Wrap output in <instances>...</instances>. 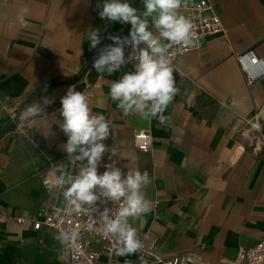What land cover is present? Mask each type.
I'll use <instances>...</instances> for the list:
<instances>
[{"label": "crops", "instance_id": "crops-1", "mask_svg": "<svg viewBox=\"0 0 264 264\" xmlns=\"http://www.w3.org/2000/svg\"><path fill=\"white\" fill-rule=\"evenodd\" d=\"M209 1L224 32L207 36L202 47L171 64L178 92L165 110L166 124L125 115L108 98L112 81L134 71V63L111 76L92 67L99 49L112 43L107 37L128 36L129 24L108 21L75 90L88 96L91 114H102L110 123L103 141L110 151L103 154L98 174L113 161L124 173L139 169L149 174L151 183L143 192L151 211L131 221L143 246L158 238L156 250L163 259L192 251L195 264H229L239 247L264 238V144L258 151L245 147L231 161L246 122L256 115L264 124V0ZM128 2L143 11L142 0ZM22 9L27 10L24 26L18 22ZM96 10L93 0H0V128L26 104L58 88L52 85L83 69L86 32L97 28ZM250 51L258 63L244 60L256 76L248 84L239 57ZM58 96L45 115L26 120L25 133L15 127L0 137V264H67L66 247L54 239L56 233L32 226L42 204L63 202L57 190L47 195L42 187L48 162L69 170L82 163L67 159L61 147L67 136L59 127ZM134 130H149V152L134 148ZM92 245L101 244L93 239ZM115 257L135 264L137 255Z\"/></svg>", "mask_w": 264, "mask_h": 264}, {"label": "clouds", "instance_id": "clouds-1", "mask_svg": "<svg viewBox=\"0 0 264 264\" xmlns=\"http://www.w3.org/2000/svg\"><path fill=\"white\" fill-rule=\"evenodd\" d=\"M182 3L183 0H142L141 12L128 0H103L98 13L101 19L129 24L130 31L125 37L109 35L107 39L112 43L99 49L92 67L98 74L111 76L126 63H134V71L124 72L112 81L109 88L108 98L117 102V108L123 114H139L146 120L157 118L162 125L168 122L164 113L178 89L166 53L173 45L193 48L198 42L190 20L179 14ZM26 11L22 9L18 17L21 26L27 23ZM151 29H155L158 35ZM86 39L91 50L101 44L103 36L99 29L90 28ZM126 48L129 49L127 55ZM88 100L83 92L75 90V85H70L60 99L62 123L59 127L67 136L61 147L67 159L82 163L78 170L56 165L51 187L60 190L69 206L68 212L88 214L102 198L122 201L116 212L105 208L100 213L103 217L100 231L105 237L113 238L116 244L113 255H131L143 247L131 221L151 211V202L143 192L151 179L146 171L139 169L124 173L114 161L105 164L106 170L98 174L103 154L110 151L103 143L109 137L110 123L102 114H91ZM51 102L47 96H42L39 101L26 104L21 112L22 119L45 115V107ZM78 235V231L71 228L59 230L54 239L67 245Z\"/></svg>", "mask_w": 264, "mask_h": 264}, {"label": "built area", "instance_id": "built-area-1", "mask_svg": "<svg viewBox=\"0 0 264 264\" xmlns=\"http://www.w3.org/2000/svg\"><path fill=\"white\" fill-rule=\"evenodd\" d=\"M178 11L179 14L188 18L192 24L193 31L198 37L196 48L203 46L207 36L224 32L221 19L209 0L193 2L183 0L182 7ZM164 42L167 43V41ZM191 49L173 45L167 51L166 56L170 64H172L179 56ZM245 59L254 64L258 63V60L254 57L252 51L239 57L246 81L251 84L256 76L247 71ZM27 125V121L23 120L16 127L20 128V133H25ZM239 137L244 149L245 147H253L255 151L260 150L264 144V124H260L255 115L252 120L246 122L239 133ZM132 144L140 152H149L152 146V136L149 130H134ZM54 167V162H48L46 173L41 179L42 187L47 195L53 194L54 190L61 194L60 190L51 187L54 180ZM121 203L122 201L112 202L102 198L96 202V206L93 209H89L88 214H80L68 212L69 206L63 198L62 204L58 206L50 203L42 204L32 219V226L36 231L43 228L52 230L55 233L59 230L67 231L71 228L78 231V237L65 245L68 256L67 264H122L113 255V249L116 247L113 238L105 237L100 231L103 223V217L100 213L105 208L114 213ZM152 205L156 207V203ZM58 212L59 215L57 214ZM18 221L20 222L22 219ZM93 239H97L100 242L99 248H95L92 245ZM157 243L158 238H154L148 246H143L140 251L136 252L135 264H195L196 255L192 251L169 259H163L156 250ZM101 257H104V259ZM229 264H264V238L251 247H239Z\"/></svg>", "mask_w": 264, "mask_h": 264}, {"label": "water", "instance_id": "water-1", "mask_svg": "<svg viewBox=\"0 0 264 264\" xmlns=\"http://www.w3.org/2000/svg\"><path fill=\"white\" fill-rule=\"evenodd\" d=\"M92 63V58H88L86 61L85 66L83 67V69L73 78L68 79V80H64V81H60L57 82L56 84L52 85V87H58L56 90H54L49 96H47L50 100L54 99L56 96H58L59 94H61L62 92L66 91L67 88L70 85H76L89 71L90 66ZM39 91L36 90L35 93H37ZM24 119H22L21 117V113L19 115H17L14 119H12L7 125L3 126L0 129V137L2 135H4L5 133H7L8 131L14 129L17 124H19L20 122H22Z\"/></svg>", "mask_w": 264, "mask_h": 264}, {"label": "trees", "instance_id": "trees-1", "mask_svg": "<svg viewBox=\"0 0 264 264\" xmlns=\"http://www.w3.org/2000/svg\"><path fill=\"white\" fill-rule=\"evenodd\" d=\"M103 4V0H93V5L94 7L98 8V10L100 9V7H102ZM96 13V25H97V29H99L100 31L105 27L106 24H109L108 20L106 19H101V17L99 16L97 10L95 11ZM92 56V49H89V44L85 46V55H84V59H83V67L86 64V61L88 58H91ZM94 60V59H93ZM10 121L6 122L5 125H7ZM1 129V128H0Z\"/></svg>", "mask_w": 264, "mask_h": 264}, {"label": "bare ground", "instance_id": "bare-ground-1", "mask_svg": "<svg viewBox=\"0 0 264 264\" xmlns=\"http://www.w3.org/2000/svg\"><path fill=\"white\" fill-rule=\"evenodd\" d=\"M64 93H62V94H60L59 96H62ZM58 96V97H59ZM57 97V98H58ZM264 113V110H263V112H262V114ZM243 149H244V147H243V145H242V143L240 142V144L237 146V148H236V150H235V152H234V154L232 155V157H231V161L232 160H235L238 156H239V154L243 151ZM230 165H231V162H228L227 164H226V166L223 168V170H222V172L220 173V175L218 176V178H217V180H216V182H215V184L225 175V173L227 172V170L229 169V167H230ZM205 196H207V194L205 195Z\"/></svg>", "mask_w": 264, "mask_h": 264}, {"label": "rangeland", "instance_id": "rangeland-1", "mask_svg": "<svg viewBox=\"0 0 264 264\" xmlns=\"http://www.w3.org/2000/svg\"><path fill=\"white\" fill-rule=\"evenodd\" d=\"M52 91H53V90H52ZM52 91H51V92H48L47 94H43V95L37 97V98L35 99V101H39L40 98H41L42 96H49V95L52 93ZM54 101H56V98H54V99L52 100V102H54ZM21 112H22V111H21Z\"/></svg>", "mask_w": 264, "mask_h": 264}]
</instances>
